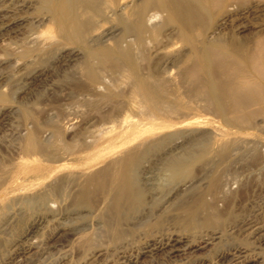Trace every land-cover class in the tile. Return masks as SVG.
<instances>
[{
  "label": "bare ground",
  "instance_id": "bare-ground-1",
  "mask_svg": "<svg viewBox=\"0 0 264 264\" xmlns=\"http://www.w3.org/2000/svg\"><path fill=\"white\" fill-rule=\"evenodd\" d=\"M6 1L0 0V38L19 32L17 27L25 18L18 14L32 6L31 0H15L19 3L14 9L5 6ZM40 4L49 14V27L28 38L27 45L30 43L32 48L18 50L15 42L4 45L6 54L15 59L11 63V59H0V66L9 64L0 76V113L4 118L13 113L11 99L15 94L28 95L45 79L53 67L41 66V62L50 60L59 69L82 57L84 62L68 66L72 68L68 80L74 87V97L96 111L104 109L93 114L92 127L83 124V129L74 132L70 144L61 140L59 125H49L54 143L46 146L41 140V123L32 122V114L25 103H20L24 118L32 122L23 135L19 133L20 153L40 156L42 162L0 160V216L5 215L3 204L7 201L56 205L60 210L73 207L70 214L78 218L89 214L101 219L106 232L116 241L126 233L143 232L147 240L135 257L128 256L122 246L116 250L114 264H132L140 257L158 254L168 259H189L188 264L245 263L242 248L223 243L225 233L217 229L222 215L207 199L215 197L222 186V167L213 171L210 163L225 156L226 141L218 151L203 145L189 152L179 150L184 153L159 152L157 148L170 136L171 129L202 124L200 118H190L185 113L190 103L200 104L239 131L264 132V0H41ZM35 51L39 54L33 60L20 63ZM2 87H6V93ZM105 103L110 106H101ZM188 119L191 121L183 123ZM67 122L70 130H75L77 121ZM187 141L189 145L199 142L193 137ZM160 166L170 173L171 180L177 181L176 186L173 184L174 197L171 189L167 190L170 194L159 195V188L154 190V183L150 184L157 178L146 176ZM179 195L186 198L173 203L172 199ZM173 204L175 217L170 215ZM53 208L45 210L50 214ZM173 220L182 224L183 232L195 227L212 229L204 236L198 233L203 237L180 234L174 226L176 232L164 229ZM133 221L135 224L129 225ZM245 227L252 235L260 234L264 244L263 226L247 222ZM93 233L98 232L94 229ZM92 238L90 235L82 239L79 246L94 250L98 237L94 242ZM132 246L135 248V244ZM209 251L213 254L211 260L201 256ZM255 262L264 264V254Z\"/></svg>",
  "mask_w": 264,
  "mask_h": 264
},
{
  "label": "rangeland",
  "instance_id": "rangeland-1",
  "mask_svg": "<svg viewBox=\"0 0 264 264\" xmlns=\"http://www.w3.org/2000/svg\"><path fill=\"white\" fill-rule=\"evenodd\" d=\"M31 1H32V6L30 8L22 10L19 14L17 13L18 16L25 18V22L22 23L21 27L20 26L19 28L17 27V29H19V32L11 33L9 34L10 36L8 35L7 37L0 38V57H1L0 59L2 60L11 59V60H8L10 61L8 63L13 62L15 57H12V56L9 57L6 54L8 52L5 51V49H3L5 44H11V42L12 43L15 42L16 43L15 48L18 50L23 49V48L31 49L32 45H30V43L29 45H27L28 38L33 37L36 34H40L44 32L49 27V14L46 12V10L41 9V4H40L41 0H31ZM18 3L15 2V0L13 1L8 0V2L6 1L5 6L15 9L17 8ZM34 18L40 19V22H37L39 20L37 19L36 21V19ZM172 41L176 42V40H172ZM37 53H38L37 51L31 52L30 57L20 60V63L24 64V62L28 60H31V59L33 60L35 58V55L37 56ZM48 61L47 60L45 62L43 61L41 62L40 65L46 66V67L52 66L54 68L50 70L52 72L49 71L47 73L48 75L45 76V79L43 78V80L40 83H38V86H36V88L33 89L28 95L24 96L23 93L15 94L13 98L14 100L11 99L12 101L11 109L13 108L12 109L13 113H11L10 115H7L5 117L6 119L4 118V115L0 113V119H1L0 120V160H3L4 162L5 161L7 162L9 160V162L11 161L10 163H15L16 158L17 160H19V158H24V159H30V160L34 159L36 163L41 164L42 157L39 158L40 156H30V157L25 156L20 153V149H19L20 147V142L18 139L19 133L20 135H23V133H25V130H27L29 127L31 128L33 120L37 121L38 123H41L39 126L43 128L42 129L43 133H41L42 134L41 140H43V142L41 141L42 144L48 146L54 143V139L52 135L50 136V134H52V129H53L52 127H50L51 125L52 126L59 125L58 128L60 129L61 134H62L61 140L66 144H70L74 132L76 133L78 130L80 131V127L81 129H83L84 127H87V128L92 127L93 121L95 120V117L93 114H95V112L98 113L99 110L102 108V107L97 108L98 109L97 110L98 112H97L96 109H93L92 107H89L83 103H79L81 102L79 100L80 98L78 99L77 97H74L75 96L74 87H72L73 85L71 81L68 80L71 78L70 76L72 75L71 74L72 68H69V67L78 64V62H84L85 57L84 58L82 57L81 60H78V62L72 61L73 64L70 62V64L72 65L68 64V66L70 65L69 67L66 66L68 68H66L65 66H63V68L59 67L60 70L55 66V64H52V61H50L51 63H49ZM8 63L2 64L0 66L1 67L0 76L2 74L1 72L6 71L5 70L6 68L8 70V67H4V66L9 65ZM68 71L70 73H68ZM104 73H106L107 75L109 74V72L108 73L104 72ZM24 74L26 73L24 72ZM109 78L110 77H107V79ZM119 81L121 83V80ZM18 86H21V85H18ZM1 89H4L5 90L4 92L6 93V90H7L6 87H2ZM92 99L96 101V97H93ZM20 103L21 104L25 103L28 112H30L29 114H32L31 115L33 117V119L31 120L32 122L29 121L28 119L27 121L26 118H24L22 109L19 106ZM197 104L198 103H190L188 108L185 110V113H187V115L190 114L189 115L190 118H194V117L200 118L199 120H201L202 124L198 126L196 124H192L186 129L185 128L179 129V127H176L177 128L176 130L171 129L169 133L170 136L163 141V143L157 148V151L159 152L160 151L161 152L170 151L172 153L174 152L184 153V152H189L191 150L198 149L202 145L209 146L214 151L216 150L218 151L219 150L218 148L222 147L223 146L222 143L226 141L224 144L226 145L225 146V156L223 158L216 157L212 160V162L213 161L214 162L210 163L211 166L213 165L211 168L213 169V171L215 170L220 171L221 168L219 166L222 167L221 169L222 172H220V177H221L220 183L222 182L221 183L222 186L220 185L218 194L215 197L211 198V196H208L207 199L209 198L208 200L210 201L211 204L214 205L213 207H215V209H217L218 212L221 213L222 215L221 224H220L221 227H217V229L219 228L225 233V237L223 239L225 241H223V243L225 242L224 244L226 245V247L227 246L232 247V244H233V247H237L240 249L242 248L245 252L247 251L246 253L244 252V254H242V256H244L245 258V263H240V264H257V262H255L257 257L259 255L264 254V244H262L263 242H261V238L259 237L260 234L252 235V233H250V230L247 232V230L245 229L246 228L245 223L254 222V223H257L258 226L264 227V132L256 131L255 129H247V130L239 131L235 127L224 123L220 118L216 117L213 113L202 109L200 104L198 105ZM108 105L110 106V104L105 103L104 105H101V106L109 107ZM103 109L104 108H102V110ZM91 110H94V112L92 111V113H90ZM81 114L83 117H81ZM92 116L94 117V119H92L93 118ZM69 120H71V122L69 123H74L77 121L76 123H74L75 130L74 129L70 130L71 128L70 126H68L69 124L67 122ZM190 121L191 120L188 119L187 121L183 123H188ZM86 122L87 123L89 122L88 125H86L87 124ZM83 124H84V127H83ZM68 128L71 133L67 131ZM45 133L47 134V136H45L46 135ZM192 137L195 138L196 141H199V142H196V144L194 143V145L193 144L189 145L187 140ZM240 139H242V141H240ZM234 141H237L238 143ZM252 141L254 142V144H252L253 143ZM241 142L245 144L243 145ZM173 144L176 146H174ZM179 144L180 146H178ZM250 147H252L253 150L250 149ZM254 148H255V151H254ZM11 150L13 152H11ZM179 150H182L184 152H181ZM11 159H14L13 162ZM154 171H157V172H154ZM154 171L153 173L151 172L150 174L148 173L149 175L148 174L146 175V176H150L151 180H154L155 178H157L156 182L150 181V184L154 183L152 184V186L154 185L153 187L154 190L155 188L156 190L157 188H159L156 192L158 193L161 192L159 195L164 193L163 196H165L168 193L170 194V191H167V190L171 189L170 195L171 197H174L176 195L175 194L176 192L173 193V191L175 189V186H176L175 183L177 181L171 180L170 173L162 169L161 166L160 168L154 169ZM167 174L168 176H164ZM222 174L224 177L222 176ZM164 189L166 191H164ZM184 195H179L175 197V199H172L173 203L176 200L178 203V198H179V202H182L183 197L186 198V197L191 196L190 194H186V197ZM3 206H6V208L4 209V212H3V214L5 215L0 216L2 219H4L2 221L0 218V222L1 221L3 222V224L2 222L0 223L1 224L0 225V230H1L0 231V264H111V263L114 264L116 260L115 258H117L116 256L117 252L121 250L118 248L122 246L124 248L125 246L126 250L124 249V251L127 253L128 256L130 255L133 259L138 249L147 240V239L146 240L144 239L145 236L143 232L136 231V233L138 232L137 233L138 235L135 233L129 232L130 233V234L128 233L129 235L126 233L124 236H122L124 240L127 238L128 242H127V239L123 241L122 238H118L117 241L121 242V243L120 242L118 243L116 240L112 239L109 233L106 232L107 229L104 223L101 221V219L96 218L94 217V215H89V214H88L89 216L88 215L84 216L83 214H86V213H82V215L84 216L83 218H78V216L76 217L75 214L72 216L70 213L73 214L72 212L73 207H68V208L63 207V209L61 208L60 210L58 206L50 205L52 208L53 206H55V210L53 208L51 211L52 213L50 212L49 214V212L45 210L50 207L49 205L47 206L38 205V204L25 205V204H21L17 202L7 201L3 204ZM173 206L174 204L170 207L171 208L170 215L177 216V211L175 210L176 207H173ZM56 209H58L59 211L58 210L56 211ZM7 214H9L8 215L9 222H5V221H8ZM10 214H12L13 216H11ZM53 214H55L56 216ZM4 216L5 218H3ZM10 217L12 219H10ZM173 221L169 222L170 227L167 226L168 225L167 224L165 226L166 228L164 229H167V230L169 229L170 231L172 230L176 232V230H173V229L178 228L177 232L180 234H183V233L184 235L193 234L196 236H202V235L204 236L206 233H209L212 229V228L210 229V228H205V227H195V228L190 229L189 231L183 232L182 224L176 222L175 220ZM35 223H37L36 226H34ZM94 223L96 226L93 225ZM97 223L99 225H97ZM172 223H174V225ZM131 224H135V222L133 221L129 223V225ZM137 225L135 226L139 227ZM1 226L3 227L2 229H1ZM173 226L174 228L172 229ZM29 229H30V232H29ZM94 229L96 233L98 232L96 235L95 233H93ZM100 229H101V233H100ZM138 230L140 229L138 228ZM193 230L194 232L192 233ZM102 231L104 232V234ZM21 232H23V234ZM198 233L202 235H199ZM132 234L134 236L131 237ZM262 234H264V231ZM90 235L94 237V239L92 238L93 242L96 241V238L98 237L97 238L98 241L94 242L95 244H97L98 249H96L97 246L94 248V250L92 248L89 249L86 247L83 248V246H79V243L81 242V240L87 237H90ZM23 236H25V238ZM107 236L109 238H107ZM137 236H140V237H137ZM136 237L137 239L139 238L138 239L139 242L137 239H135ZM27 238H30V239L27 240ZM132 238L134 241H137V242L135 243L132 240ZM140 238H143V239H140ZM122 241L124 242V244ZM130 241L134 243L132 244ZM227 242H230V244ZM14 243L17 245V247L15 246ZM18 243H20V245H18ZM134 244H135V248L132 246ZM114 245L117 247V249L115 248ZM129 245H131V247ZM131 248H133V250ZM23 250L25 252H23ZM19 252L22 254H20ZM95 252H97V254L95 255L96 257H98L99 255L98 258L93 256ZM100 253L102 256L100 255ZM109 253H111V256H108ZM210 253L211 251L203 252L201 253L202 254L201 256L206 259L211 260V258H213V254L212 253L210 254ZM158 255L159 256L156 255V257L152 256L149 258L140 257L137 261H133V263L134 264H188L189 261H191L189 259H182V257L181 258L175 257V258L168 259V258H164L163 255H160V254ZM108 259L109 260L111 259L110 262H108L109 261ZM239 261L240 260H237L236 263H239ZM229 264H232V263H229Z\"/></svg>",
  "mask_w": 264,
  "mask_h": 264
}]
</instances>
